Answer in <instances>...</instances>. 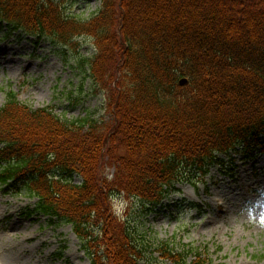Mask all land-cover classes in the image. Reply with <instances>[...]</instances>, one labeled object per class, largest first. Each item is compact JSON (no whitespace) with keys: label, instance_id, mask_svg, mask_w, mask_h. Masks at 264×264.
<instances>
[{"label":"trees","instance_id":"obj_1","mask_svg":"<svg viewBox=\"0 0 264 264\" xmlns=\"http://www.w3.org/2000/svg\"><path fill=\"white\" fill-rule=\"evenodd\" d=\"M59 1L0 0V30L65 46L92 38L97 54L83 64L111 87L113 133L91 115L66 119L10 92L0 108L1 189L37 198L33 213L70 224L91 264H155L154 252L213 264L200 246H154L111 200L137 199L143 219L177 184L204 181L221 155L264 149V0H103L87 19ZM112 137L124 154L108 184L99 169Z\"/></svg>","mask_w":264,"mask_h":264},{"label":"rangeland","instance_id":"obj_2","mask_svg":"<svg viewBox=\"0 0 264 264\" xmlns=\"http://www.w3.org/2000/svg\"><path fill=\"white\" fill-rule=\"evenodd\" d=\"M102 1L59 2L67 14L87 19L101 9ZM96 54L94 40L89 36L76 37L65 46L49 38L38 41L29 34L10 33L3 27L0 108L11 91L21 103L35 109L52 106L66 119L91 115L102 127L101 133H113L111 92L104 86L111 87L97 84L83 64V58ZM108 142L99 169L100 181L107 183L114 180L116 160L124 154L119 141L112 137ZM253 153L256 156L251 161L242 153L232 154L233 162L223 157L226 166L235 168L233 177L223 176L216 165L206 184L197 180L179 183L180 192L165 201V207L143 219L139 215L144 208L134 198H113L112 210L123 219L129 215L132 224L154 246L165 241L180 248L185 244L202 246L213 264H264V153L259 148ZM80 181L79 177L75 180ZM36 202L37 198L6 193L0 187V264H91L72 226L50 223L47 216L33 213ZM153 245L150 247L154 250ZM153 256L154 263L173 264L164 261L158 252Z\"/></svg>","mask_w":264,"mask_h":264},{"label":"water","instance_id":"obj_3","mask_svg":"<svg viewBox=\"0 0 264 264\" xmlns=\"http://www.w3.org/2000/svg\"><path fill=\"white\" fill-rule=\"evenodd\" d=\"M188 83V79L187 78H182L181 80H180V84L181 85H184V84H187Z\"/></svg>","mask_w":264,"mask_h":264}]
</instances>
